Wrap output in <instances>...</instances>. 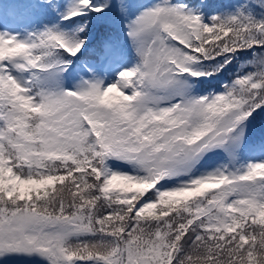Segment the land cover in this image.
<instances>
[{"label":"snow or ice","instance_id":"obj_1","mask_svg":"<svg viewBox=\"0 0 264 264\" xmlns=\"http://www.w3.org/2000/svg\"><path fill=\"white\" fill-rule=\"evenodd\" d=\"M0 264H264V0H0Z\"/></svg>","mask_w":264,"mask_h":264}]
</instances>
